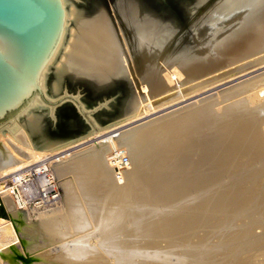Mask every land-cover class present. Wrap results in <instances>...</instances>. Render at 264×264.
I'll return each instance as SVG.
<instances>
[{
	"label": "bare ground",
	"instance_id": "bare-ground-1",
	"mask_svg": "<svg viewBox=\"0 0 264 264\" xmlns=\"http://www.w3.org/2000/svg\"><path fill=\"white\" fill-rule=\"evenodd\" d=\"M59 1L62 30L39 73L41 95L49 76L54 96L65 76L103 84L131 75L138 97L123 118L74 140L47 136L38 93L0 125V178L19 181L42 158L37 170L63 190L31 216L0 181V264H25L18 239L42 249L31 264H264V71L221 88L264 63V0H220L182 48L140 0L120 3L117 26L102 7ZM223 13V26L197 31ZM113 148L129 168L115 171Z\"/></svg>",
	"mask_w": 264,
	"mask_h": 264
},
{
	"label": "rangeland",
	"instance_id": "rangeland-1",
	"mask_svg": "<svg viewBox=\"0 0 264 264\" xmlns=\"http://www.w3.org/2000/svg\"><path fill=\"white\" fill-rule=\"evenodd\" d=\"M127 1L128 0H75V3L79 8H83L87 12H91L92 10L98 7L104 8L109 14L114 24L116 25L117 19L118 21L124 24L123 20L120 18V15L118 13L119 10L118 7L120 3H125ZM140 1L142 2V4L145 5L144 7L148 9L152 15H154V17L159 18L163 22L172 26L173 32L175 34V39L177 38V40H175L176 45L182 48L183 46L191 43V39H193V32L195 31V29L200 27L201 25L199 24L203 23L204 20H208L210 18L211 16L210 14L212 12L211 9L214 8L220 0H204V2L202 1V3L198 2L197 0H140ZM230 3H227L226 1L225 6L226 8H228L226 11L232 9V7L234 8V4H230ZM223 7L224 4L220 5V8ZM220 10L224 13L226 12L223 9ZM224 13L221 16L217 14L216 16L212 17L211 23L204 26L205 28L204 27L200 28V30L197 31L208 29L211 26H216V27L223 26L228 16V15L226 16ZM224 15L225 18L222 20V17ZM263 71H264V63L261 65L254 66L242 73H239V74L245 73V75L235 78L230 82H226L225 84H223L221 88L234 84L244 78L258 74ZM128 72H129L128 75L133 74L130 71ZM130 78L132 81L131 80L128 81L123 76H117L114 77L109 82L103 84H97L96 82H93L92 80L90 81L89 79L82 78L79 80L78 79L73 80L65 76L63 79V87L61 88V92H60L61 94L59 93L60 95L57 94L53 96L52 93H50V91L48 90V85L50 84L51 81V77L49 76L46 80V83H48L46 88L48 93L46 95L47 97L45 95H40L47 104L44 106L48 107V103H47L48 101L54 99L58 100L63 96L64 98L57 103V105L53 108L52 111H49V109L47 108L42 110V112L45 115L42 122L44 132L51 139L61 138L65 140H73L90 133L91 119L97 122L98 125L103 127L107 124L113 123L114 121L123 118V116L129 113V108L131 106L130 103L136 99L135 96L138 97V90L133 82L131 75ZM219 88L208 90L207 92H204L203 94L196 96L192 99H187L183 101L180 99L181 101L178 100L177 102L174 101L173 103H169L171 105L166 104V106L164 105L165 107L162 106L156 109L154 114L142 120L146 121L147 119L157 117L159 115L170 112L174 109L179 108L180 106L187 104L192 100L208 95L211 92L213 93ZM69 96L72 97L76 96L78 98V101H80L81 104L84 106V110L85 111L92 110V113L91 114L82 113L81 110L78 108L77 104ZM18 114L19 111H17L16 114H13L10 118H7L4 121L0 122V125L7 123L10 119H12V117L14 118ZM142 120L140 121L143 122ZM138 123L136 122L134 125ZM131 126H133V123L127 125L126 127H124V129L125 128L127 129ZM92 135H88L86 138ZM11 144H13V141ZM81 146L84 147L86 146V144L85 143L81 144L79 148H81ZM114 149L115 148H113V151H111L108 154V159L110 162H111L110 156L115 152ZM12 151H14L12 154L14 156H16V154H19L20 152L19 148H14V150ZM35 151L37 152L36 149ZM123 154L127 156L126 153L123 152ZM46 162L47 160H44L42 158H35L33 161L26 163L25 169L20 173L27 172V174H30L32 177L36 178V176L38 177L39 175H35V169L39 168L42 164ZM129 165H130V161H129ZM85 169H87V167H85ZM15 174L16 173H12L10 175L6 174L5 177L0 178V181H6ZM0 175H2V173H0ZM115 178L118 181L122 179V178H118L116 175ZM54 183L59 189L58 192L61 198L63 196V190L60 186H58L59 184L56 177H54ZM11 196L13 197V195ZM24 209H26V212L29 213L31 216H34V211L36 210L32 211L31 208H21L19 210L23 211ZM1 211L2 212H0L1 213L0 215L2 217L8 218V214L4 210L3 205H1ZM16 232H18V230ZM18 242H22V243H18ZM18 242L13 246V250L14 253L16 254L18 253L17 255H20L25 258L24 261L25 264H29V263L31 264L32 262H34V260L37 261L40 260L41 256H37V253H40L42 249L35 252V250L27 249V246L25 245L26 243L23 241V239H21V241L18 239ZM47 248H52V246L51 247L48 246Z\"/></svg>",
	"mask_w": 264,
	"mask_h": 264
},
{
	"label": "water",
	"instance_id": "water-1",
	"mask_svg": "<svg viewBox=\"0 0 264 264\" xmlns=\"http://www.w3.org/2000/svg\"><path fill=\"white\" fill-rule=\"evenodd\" d=\"M62 23L59 0H0V122L20 112L35 93L41 95L36 87L39 73L54 50ZM69 97L82 113H92L76 96ZM63 98L48 101L49 109ZM90 123L91 131L102 127L92 119Z\"/></svg>",
	"mask_w": 264,
	"mask_h": 264
},
{
	"label": "built area",
	"instance_id": "built-area-1",
	"mask_svg": "<svg viewBox=\"0 0 264 264\" xmlns=\"http://www.w3.org/2000/svg\"><path fill=\"white\" fill-rule=\"evenodd\" d=\"M111 156L115 163L116 171L122 170L128 165L126 156L121 152H115ZM40 171L42 170L35 169V175H39L38 177L36 176V178L25 172L19 181L12 176L6 180L8 183L7 187H11L9 189L13 192L10 193L13 195V199L18 206L28 208L37 207L48 204L57 198L59 190L53 185V183L47 182L45 180V172Z\"/></svg>",
	"mask_w": 264,
	"mask_h": 264
}]
</instances>
